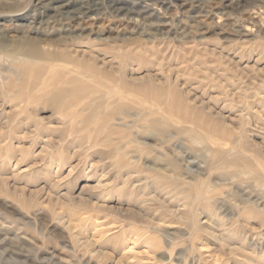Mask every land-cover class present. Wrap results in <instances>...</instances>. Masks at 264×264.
I'll return each mask as SVG.
<instances>
[{
	"label": "rangeland",
	"instance_id": "1",
	"mask_svg": "<svg viewBox=\"0 0 264 264\" xmlns=\"http://www.w3.org/2000/svg\"><path fill=\"white\" fill-rule=\"evenodd\" d=\"M40 1L0 0V264H264V0Z\"/></svg>",
	"mask_w": 264,
	"mask_h": 264
},
{
	"label": "bare ground",
	"instance_id": "2",
	"mask_svg": "<svg viewBox=\"0 0 264 264\" xmlns=\"http://www.w3.org/2000/svg\"><path fill=\"white\" fill-rule=\"evenodd\" d=\"M40 3L43 6L49 5L52 12L45 22L48 25L58 23L60 30L64 32H74L80 27L86 28L85 23H94L102 14V6L98 0H41ZM80 20L84 22V25L78 23ZM21 62L28 64L32 60L23 58Z\"/></svg>",
	"mask_w": 264,
	"mask_h": 264
}]
</instances>
